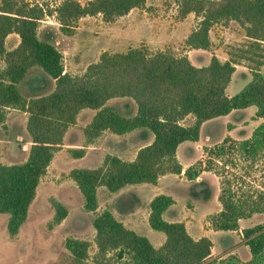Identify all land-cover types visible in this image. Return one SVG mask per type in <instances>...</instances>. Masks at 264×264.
<instances>
[{"label":"trees","instance_id":"obj_1","mask_svg":"<svg viewBox=\"0 0 264 264\" xmlns=\"http://www.w3.org/2000/svg\"><path fill=\"white\" fill-rule=\"evenodd\" d=\"M147 0H62L55 8L62 32L72 35L81 17L102 14L111 21L133 8L143 7ZM184 18L190 12L201 17L198 26L187 36L189 49H210V30L221 21L236 20L242 24L250 41L229 52L222 61L215 53L207 65L196 66L185 55L170 50L151 53L145 47L125 52H103L81 75L64 71L63 53L38 34V23L44 12L38 6L18 0L0 2V58L5 68L0 71V122L6 108L28 113L27 130L32 138L29 155L23 162L4 164L0 161V213H8L7 229L17 234L26 222L42 176L54 153L63 144L71 125L77 122L83 108L96 109L84 129L86 142H93L104 130L123 134L145 129L154 134L152 143L141 147L134 160L108 154L103 167H79L71 170L85 197L87 210L98 207L97 188L106 186L118 192L129 184H156L161 175L182 173L177 157L179 145L198 141L204 121L229 114L234 109L255 105L256 118H262L250 137L236 139L228 135L213 147H205L206 159H198L185 169L190 179L204 171L216 174L220 181L218 200L221 208L210 214L208 221L216 231L238 230L240 220L254 214L264 215V182L255 186L249 178L256 171L264 173V0H178ZM16 32L20 43L7 50V36ZM241 59L253 65L251 80L236 94L227 87ZM40 66L55 79V88L48 94L26 97L19 83L28 71ZM115 97L131 98L134 113H124L107 101ZM193 122L185 124L186 117ZM84 149L73 150L76 155ZM254 180V179H253ZM175 202L171 195L158 194L150 202L149 223L164 232L165 242L156 247L148 237L127 227L111 209L98 213L93 224L96 230L98 255H116L127 264H213L210 259L213 241L208 236L195 239L183 221H168L164 212ZM54 222L60 223L68 208L53 201ZM251 256L242 260L237 254L218 259L220 264H264V222L241 230ZM68 249L78 262L86 258L90 242L70 237Z\"/></svg>","mask_w":264,"mask_h":264},{"label":"rangeland","instance_id":"obj_2","mask_svg":"<svg viewBox=\"0 0 264 264\" xmlns=\"http://www.w3.org/2000/svg\"><path fill=\"white\" fill-rule=\"evenodd\" d=\"M18 1L42 8L44 16L38 23L39 37L55 44L63 53L64 67L66 65L73 75L83 74L91 63L99 60L103 52L120 53L134 47H145L151 53L170 50L176 55L186 54L196 66H204L209 63L213 53L221 59L228 58L229 52H237L240 46L250 41L244 26L238 21H221L215 23L210 30L212 40L210 49H189L185 40L198 26L201 17L195 12H190L182 18L178 0H147L143 7L133 8L127 14L111 21L105 20L101 13L81 17L72 35L62 32L54 11L62 0ZM79 1L85 4L90 0ZM7 44L10 45V39ZM240 61L227 87V93L231 95L239 92L252 78L249 66L253 65V62L248 59ZM19 88L26 97H35L53 91L55 83L40 66H34L19 83ZM108 102V105L124 113L136 111L135 102L130 98L119 97ZM256 110L257 107L252 105L204 121L200 142L192 143L195 150L191 156L192 159L195 158L193 164L200 158L206 159L203 152L205 147H213L226 136L245 139L250 135L255 125ZM27 116L21 109L6 108V117L0 122L2 163L13 164L27 159L29 153ZM192 118L188 116L183 122L189 124L193 122ZM88 120L87 114H81L79 125L72 128L65 142L63 138V144L56 151L57 154L54 153V160L42 176L36 197L30 205L28 219L17 234L12 235L7 229L9 214L0 213V264H127L126 261H119L113 253L106 256L98 255L93 220L104 209L113 207L118 198H127L125 206L130 204L129 195L114 192L119 194L115 195L106 186L99 185L98 207L95 211L87 210L85 197L71 176V170L79 167L92 169L103 167L108 154H120L124 156L122 159L127 160L132 156L129 155L131 151L136 150L141 144H135L128 151L109 133H105L99 144L89 147L84 133V126L89 123ZM74 149L85 151L82 155H76L73 153ZM181 155L183 157L182 153ZM253 176L249 180H252L255 186L264 182V173L256 171ZM178 188L176 191L178 201L171 205L173 217L188 223L190 231L196 235L208 227L211 228L208 216L221 208L216 198L220 192L218 176L206 171L200 173L197 178L190 179L184 174L180 177ZM54 200L62 202L69 210L68 215L60 223L54 222ZM145 210L143 208L142 212ZM263 222V214H254L250 218L240 220L238 230H209L207 233L213 241L212 258L215 260L212 263L220 264L218 259H227L232 254H237L244 261L248 260L251 252L244 243L241 230ZM152 230L166 237L164 232L153 228ZM70 237L90 242L83 262H78L68 249L66 241Z\"/></svg>","mask_w":264,"mask_h":264},{"label":"crops","instance_id":"obj_3","mask_svg":"<svg viewBox=\"0 0 264 264\" xmlns=\"http://www.w3.org/2000/svg\"><path fill=\"white\" fill-rule=\"evenodd\" d=\"M84 17H86V16H84ZM9 39H10V45L7 44ZM20 41H21L20 35L16 32H12L6 38L5 47L7 50H11V49L15 48L20 43ZM226 59H228V58H224L221 60L224 61ZM5 65H6L5 61L2 58V63L0 64L1 70L5 68ZM238 66H239V64H237L236 70L238 69ZM64 71H68L69 73H72L71 71L68 70V67L66 65H65ZM52 82L55 83V79L52 78ZM46 94H48V93H46ZM229 95H231V94H229ZM115 98H119V97H115ZM120 98H128V97H120ZM111 99H114V98H111ZM111 99H109V100H111ZM108 101H107V103H109ZM13 109H16V108H13ZM135 110H136V104H135ZM96 112H97L96 109L83 108L78 113L77 122L74 125H71L68 128V130L66 131V133L64 135V142L66 141L69 133L72 131V128L75 127V125L76 126L79 125L81 114H83V113L87 114V116H89L88 122H90ZM25 115H28V113L25 112ZM27 120H28V116H27ZM262 121H263L262 118H256L254 120V122H255L254 128L259 123H261ZM191 123H189V124H191ZM254 128H253V130H254ZM253 130L251 131L250 135L246 136L245 138L250 137ZM105 133L106 134L109 133L111 135V137L115 138L116 141L119 144H122V146L124 148H127L128 151L130 150V148H133L135 146V144H137V143L141 144L136 150L131 151V153L129 155L132 154V156L127 158V160H129V161H132L136 158L137 153L141 147H144V146L152 143V141L154 140V134L148 130H145V129H135L133 131L123 133V134H117V133L111 132L110 130H104V132L100 136H98L95 139V141L89 143V147L99 144V142L102 140V136H104ZM200 138H201V135H200ZM199 142H200V139L198 141H185L179 145V147L177 149V157H178L179 161L181 162V164L183 165L182 173H179V174H177V173L163 174L159 177L158 182L156 184L137 183V184L126 185L123 188H121L118 191V193H121V194L125 193V195L128 194L131 203L127 204V206H125L127 198L126 199H123V198L119 199L118 198V200H116V203L114 204V206L109 207L112 210V212L114 213V215L119 220L123 221V223L127 227H129V228L137 231L138 233L148 237L150 239V241L156 247L161 246L165 242L166 237L164 238V237L160 236L159 234H157L156 232H154L152 230L151 225L148 226L149 215H150V202L158 194L171 195L175 199V201H178V195H177L176 191H177V189H179L178 185H179L180 177L184 176L185 169L189 165L193 164V162L195 161V158L192 159V157H191L192 153L195 151L192 143H199ZM31 144H32V138H31V135L29 134V143H28L29 151H30ZM181 153L183 154V157H182ZM199 153H201V151H199ZM55 154H57V152ZM55 154L53 157H55ZM28 155H29V153H28ZM117 156H119L121 158L124 157V156H121L120 154H118ZM200 157H202V156H200ZM52 160H54V159H52ZM204 172H206V171H204ZM111 193L113 194L114 192H111ZM115 193H117V192H115ZM115 195H119V194H115ZM216 198H218V194L216 195ZM143 208L146 209L144 212H142ZM171 209H172V206H170L164 212V218L168 221H181L180 219L173 217V215H172L173 211ZM185 224H186L187 230L195 239H199L202 236H209V234L207 232L209 230H214L212 228H209L208 227L209 225H207V227H208V229H206L207 231L204 230L201 234L196 235L190 231L188 223H185ZM219 231H221V230H219ZM213 255H214V252L212 249V254H211L209 259H213L212 258Z\"/></svg>","mask_w":264,"mask_h":264}]
</instances>
